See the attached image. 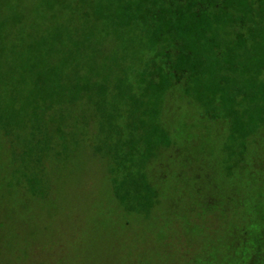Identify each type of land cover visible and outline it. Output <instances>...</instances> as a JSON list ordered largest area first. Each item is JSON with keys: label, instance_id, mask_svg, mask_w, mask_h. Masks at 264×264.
Masks as SVG:
<instances>
[{"label": "trees", "instance_id": "trees-1", "mask_svg": "<svg viewBox=\"0 0 264 264\" xmlns=\"http://www.w3.org/2000/svg\"><path fill=\"white\" fill-rule=\"evenodd\" d=\"M46 11L56 36L46 51L6 53L9 37L0 36V134L15 145L25 133L45 140L35 146L37 163L85 133L95 153L105 152L113 195L131 213L153 214L170 179L189 195L186 214L221 222L243 214L212 264H264V205L244 197L239 183L225 186L229 166L242 160L248 188L264 180V0H52ZM78 22L88 44L75 38ZM113 39L129 40L124 50L135 62L105 48ZM179 101L198 114L196 145L207 147L200 137L214 130L221 151L234 150L231 160L202 158L195 169L177 146L185 132L172 115ZM172 205L166 210L179 214L182 204Z\"/></svg>", "mask_w": 264, "mask_h": 264}, {"label": "rangeland", "instance_id": "rangeland-1", "mask_svg": "<svg viewBox=\"0 0 264 264\" xmlns=\"http://www.w3.org/2000/svg\"><path fill=\"white\" fill-rule=\"evenodd\" d=\"M50 1L10 0L7 4L0 0V26L8 23L12 27L0 32V36L9 37L2 48L6 53L49 48L56 38L52 30L55 22L42 14H47ZM65 12L63 22L67 25ZM76 26L75 38L88 44L89 32L80 22ZM128 43L113 39L105 48L113 54L119 51L127 64L135 62L132 50H124ZM172 115L174 125L185 130L178 133L183 138L177 146L192 155L195 169L202 168L198 163L202 158L221 165L231 160L234 150L222 152L217 142L223 135L214 130L211 134L215 136L200 137L207 140V147L196 145L199 117L187 102H174ZM21 139L15 145L0 134V264H212L220 262L223 247L239 231L243 214H230L221 222L211 214L198 218L182 212L187 209L189 195L182 196L184 189L170 179L153 214L131 213L132 204L118 203L113 195L115 175L105 152L95 153L94 138L85 133L76 137L77 143L70 138L49 150L37 163L35 146H42L45 140L31 142L26 133ZM256 152H262L260 147ZM244 166L243 160L238 166H229L226 188L239 183L244 197L260 198L257 204L264 205V180L248 188ZM171 202L182 204L179 214L166 210Z\"/></svg>", "mask_w": 264, "mask_h": 264}]
</instances>
